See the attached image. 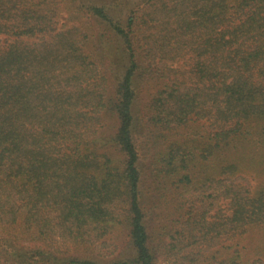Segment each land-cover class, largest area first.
<instances>
[{"label": "trees", "instance_id": "16d2710c", "mask_svg": "<svg viewBox=\"0 0 264 264\" xmlns=\"http://www.w3.org/2000/svg\"><path fill=\"white\" fill-rule=\"evenodd\" d=\"M248 168L264 0H0V264H264Z\"/></svg>", "mask_w": 264, "mask_h": 264}, {"label": "rangeland", "instance_id": "374dc122", "mask_svg": "<svg viewBox=\"0 0 264 264\" xmlns=\"http://www.w3.org/2000/svg\"><path fill=\"white\" fill-rule=\"evenodd\" d=\"M62 22H65L64 17L62 18ZM250 169L251 168L245 170V175L251 179L255 191L258 185L261 183L264 184V175L254 170L251 171ZM234 238L239 239L240 244L245 247L244 252H246L247 255L246 259L251 258V256L255 255V248L258 245L264 244V222L257 221L250 223L239 236ZM163 261L165 264L166 258H164Z\"/></svg>", "mask_w": 264, "mask_h": 264}]
</instances>
